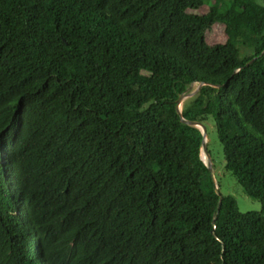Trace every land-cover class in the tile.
<instances>
[{
  "label": "trees",
  "instance_id": "obj_1",
  "mask_svg": "<svg viewBox=\"0 0 264 264\" xmlns=\"http://www.w3.org/2000/svg\"><path fill=\"white\" fill-rule=\"evenodd\" d=\"M263 51L264 0H0V264H264Z\"/></svg>",
  "mask_w": 264,
  "mask_h": 264
},
{
  "label": "rangeland",
  "instance_id": "obj_2",
  "mask_svg": "<svg viewBox=\"0 0 264 264\" xmlns=\"http://www.w3.org/2000/svg\"><path fill=\"white\" fill-rule=\"evenodd\" d=\"M207 9L206 7H202L200 10L205 12ZM234 16H236V14H234ZM206 40L209 43H225L226 34L224 26L220 23L215 24L213 30L206 33ZM200 86V83H195L191 88L192 90L184 99L195 95ZM207 144L221 194L232 195L237 200L239 210L242 213L261 212V202L258 199L250 197L244 188L237 182L233 174L224 169L225 156L223 146L218 139L216 127L211 120L207 124Z\"/></svg>",
  "mask_w": 264,
  "mask_h": 264
},
{
  "label": "water",
  "instance_id": "obj_3",
  "mask_svg": "<svg viewBox=\"0 0 264 264\" xmlns=\"http://www.w3.org/2000/svg\"><path fill=\"white\" fill-rule=\"evenodd\" d=\"M262 54H264V51H263ZM255 59H256V57H255L253 60H255ZM253 60H251L249 63H251ZM249 63H248V64H249ZM194 84H195V83L191 84V85L189 86V88H188L186 91H184L183 93H181V94L179 95V98H178V100L176 101V106H177L178 113L180 114L181 119H182L183 122H185V123H187V124H190V125H197V126H199V127L201 128V130H202V133H203V136H204V137H203L202 148L207 152V155H208V160H207V162H205V161H204V162L206 163V165H207V166L209 167V169H210L211 176H212L213 181H214V184H215V190H216L217 194L220 195V190H219V186H218V183H217L216 174H215V170H214V166H213V162H212L211 154H210V152H209V150H208V147H207V140H206V138H207V124H206L203 120H201V119H197V120H187V119H185L184 117H182L181 104H182V102L185 100L184 97H185L186 95H188V93L192 90L191 88H192V86H193ZM200 84L203 85L204 83H200ZM183 99H184V100H183ZM200 124H201L202 126H200ZM201 157H202V149H201Z\"/></svg>",
  "mask_w": 264,
  "mask_h": 264
},
{
  "label": "bare ground",
  "instance_id": "obj_4",
  "mask_svg": "<svg viewBox=\"0 0 264 264\" xmlns=\"http://www.w3.org/2000/svg\"><path fill=\"white\" fill-rule=\"evenodd\" d=\"M185 97H187V95L185 96ZM184 97V98H185ZM200 126H202L201 124H200ZM206 140H207V138H206ZM202 159L205 161V162H207V160H208V155H207V152L202 148Z\"/></svg>",
  "mask_w": 264,
  "mask_h": 264
}]
</instances>
